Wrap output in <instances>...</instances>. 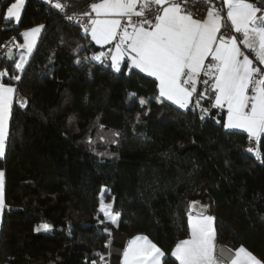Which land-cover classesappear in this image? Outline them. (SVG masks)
Segmentation results:
<instances>
[{
	"label": "trees",
	"instance_id": "trees-1",
	"mask_svg": "<svg viewBox=\"0 0 264 264\" xmlns=\"http://www.w3.org/2000/svg\"><path fill=\"white\" fill-rule=\"evenodd\" d=\"M14 1L0 0V12ZM54 1L64 10L25 0L19 24L0 15V45L43 25L20 81L10 79L18 75L15 57L0 60L9 74L2 81L18 89L15 99L28 101L21 108L14 99L0 158V264H101V256L120 264L137 234L161 248L166 264H178L171 251L189 234L193 200L208 206L219 243L243 246L264 264V136L257 158L245 148L246 133L225 130L215 108L202 120L166 100L156 103L154 78L126 63L117 73L105 59L92 60L101 50L66 19L99 0ZM256 6L264 10V0ZM141 98L149 103L142 107ZM96 135L103 155L90 144ZM103 186L120 213L116 225L99 212ZM42 224L50 230L35 231Z\"/></svg>",
	"mask_w": 264,
	"mask_h": 264
},
{
	"label": "snow or ice",
	"instance_id": "snow-or-ice-1",
	"mask_svg": "<svg viewBox=\"0 0 264 264\" xmlns=\"http://www.w3.org/2000/svg\"><path fill=\"white\" fill-rule=\"evenodd\" d=\"M186 2L99 0L90 4V12L81 14L76 20L79 22L84 17L88 18L82 27L85 33L90 32L92 41L97 45L114 43V49L93 55L92 60L103 62V59L110 58V67L117 73L122 71V62H126L129 71L138 69L153 77L158 82L156 103L168 100L181 109H188L194 94L195 107H200V100L206 95L210 99L214 95L212 107L227 110L224 129H239L247 133L249 140L256 142V148L249 147L247 151L261 158L259 144L264 136V68L255 66L244 50L254 54L258 63L264 65V10L249 0H220L222 7L213 5L208 8L206 18L196 19L183 7ZM24 6L25 0H15L7 7L6 14L0 12V15L9 22L14 20L19 24ZM53 6L64 10V5L59 2ZM68 19L71 21L73 17ZM42 28L43 25L21 34L24 43L17 47L26 49V53H21L15 63L18 72L25 70ZM222 28L225 32L238 35H232L225 42L218 38V34L224 35ZM209 58L211 63H206ZM76 62L80 63L79 60ZM8 75L6 70L0 72V77ZM201 76L207 79L201 81ZM10 79L20 81L21 76L13 75ZM198 83H203L205 91H198ZM17 91L9 84L0 83V158L6 155ZM131 97L134 98L135 94ZM15 103L25 108L28 101L21 98L15 99ZM147 103L146 99L139 100L142 107ZM201 112L203 120L208 109L201 108ZM105 191H101L99 212L105 220L116 225L120 213L113 211L111 203H103ZM193 205L189 206L190 209ZM5 206V172L0 170V213ZM213 221L214 217L203 212L195 216L189 213V238L176 243L171 251V257L178 264H217ZM49 230L48 224L35 229L37 232ZM164 257L165 253L155 243L146 236H137L123 250L121 264H166V260L162 259ZM231 264H261V261L240 247L235 251Z\"/></svg>",
	"mask_w": 264,
	"mask_h": 264
},
{
	"label": "built area",
	"instance_id": "built-area-1",
	"mask_svg": "<svg viewBox=\"0 0 264 264\" xmlns=\"http://www.w3.org/2000/svg\"><path fill=\"white\" fill-rule=\"evenodd\" d=\"M45 1H46V3H48L51 6H53L56 3L54 0H45ZM257 1L258 0H249V2L253 3L254 5H256ZM213 5H215L217 8H220L222 6L220 4V0H208V2H205V0H187V2L183 5V7H185V9L187 11L191 12L193 14L194 18L204 19L207 16L208 8L213 6ZM85 12H90V11L87 10V11H84L83 13H85ZM83 13L69 15L68 17H73V20H71V21L68 19V17H66V19L70 22L77 23L80 26H82L83 24L87 23L88 18L84 17L82 20H80L78 22L76 20V17H79ZM229 25H230V23H229ZM221 32L224 33V35L218 34V38L224 40L225 42H227L228 39L232 35H238V34H235L234 32H225V29H223V28L221 29ZM17 45H19V41L15 37H11L10 39L3 41L2 44L0 45V60L3 59L4 57H7L8 53L10 51H14L16 48H18ZM105 52L107 53L108 50ZM248 54L253 59V63L255 66L264 68L262 65H260L257 62L254 54H250L249 52H248ZM94 55H96V54H94ZM203 79H207V77L201 76L200 80L202 81ZM197 87H198V91H201V92L205 91V86L203 85V83H198ZM17 99H21V97L18 96ZM195 103H196V96L194 94V97H193L192 101L190 102V106L188 109L192 113L201 116L203 114L201 112V108L209 109L210 107H212V104L214 103V95L211 97V99L208 97V95H206L203 99H201L200 100V107H195ZM215 110H216V115H220L221 113H223V109L215 108ZM207 116L210 117L209 110H208ZM212 120H215V116L212 117ZM244 143H245L246 149H248L249 147H253L254 149L256 148V142L250 141L248 136H247V133L244 136ZM259 151H260V149H259ZM260 154H261V152H260ZM226 248H227L226 246H224L223 244L220 243V244H218V246L215 250V253H214L215 258L218 261H220L222 264H229V262L231 261V259L234 256V253L227 250L228 248L227 249Z\"/></svg>",
	"mask_w": 264,
	"mask_h": 264
},
{
	"label": "crops",
	"instance_id": "crops-1",
	"mask_svg": "<svg viewBox=\"0 0 264 264\" xmlns=\"http://www.w3.org/2000/svg\"><path fill=\"white\" fill-rule=\"evenodd\" d=\"M15 2V1H14ZM97 2H99V1H97ZM256 6V5H255ZM222 7V6H221ZM90 11V10H89ZM225 15H226V13H225ZM258 15H259V13H258ZM92 16L94 17L95 16V14L94 13H92ZM206 18V17H205ZM15 22V21H14ZM230 23V22H229ZM39 26H41L40 24H38V25H35V26H33V27H31V28H27V29H24V30H22V32H21V34L24 32V31H26V30H30V29H32V28H35V27H39ZM41 32V31H40ZM89 34V36H90V39H91V35H90V32L88 33ZM39 35H40V33H39ZM39 35H38V37H39ZM38 37L36 38V43H37V40H38ZM92 40V39H91ZM93 43H94V45L97 47V48H99L101 51L100 52H105V51H109V49L110 48H113L114 49V43L113 44H108V45H103V46H101V45H97L94 41H92ZM24 43V38H23V36L21 35V40L19 41V45H22ZM245 51V53L246 54H248V50H244ZM14 53H15V55H14V57H15V63L16 62H18L19 61V58H20V55H21V53H26V49H24V48H17L15 51H14ZM29 58V57H28ZM249 58L250 59H252L250 56H249ZM253 60V59H252ZM105 61H107L109 64H110V58H108V59H105ZM258 62V61H257ZM123 63H126V62H122V64ZM209 63H211V59L209 58ZM121 64V65H122ZM126 65L128 66V63H126ZM263 67H264V65H262ZM129 68V67H128ZM16 70V69H15ZM138 70V69H137ZM2 71H4L3 69L2 70H0V72H2ZM16 72L18 73V75H19V73H21V72H18L17 70H16ZM153 78V77H152ZM5 83V82H4ZM158 83V82H157ZM5 84H8V83H5ZM9 84H11L13 87H14V85L12 84V83H9ZM166 101H168V100H166ZM168 102H170V103H172L171 101H168ZM173 104V103H172ZM174 105V104H173ZM175 106H177V105H175ZM178 107V106H177ZM181 109V108H180ZM182 110H188V109H182ZM223 114H224V116H223V122L226 120V117H227V110H226V108L225 109H223ZM239 130V129H238ZM240 131H242V130H240ZM193 202H197V203H195L194 205H193ZM190 205H193L192 207H191V209H190V207H189V210H188V215H189V213L191 212V214L193 215V216H195L197 213H200V212H203L204 214H206V215H211L212 217H214L213 215H212V213L210 212V210H209V208H208V206L205 204V203H203V202H200V201H197V200H193V201H191V203H190ZM213 226H214V221H213ZM188 228H189V225H188ZM214 228H215V226H214ZM189 235H190V233L188 234V236L186 237V238H184V239H188L189 238ZM137 236H145V235H143V234H137V235H135V236H133L132 238H130L129 240H128V242L130 241V240H132L133 238H135V237H137ZM147 237V236H146ZM148 238V237H147ZM149 239V238H148ZM184 239H181V240H184ZM150 240V239H149ZM181 240H179V241H181ZM152 241V240H151ZM178 241V242H179ZM128 242L126 243V245H125V247H124V249L127 247V245H128ZM153 242V241H152ZM177 242V243H178ZM154 243V242H153ZM215 243H216V247H215V250H216V248H217V246H218V244H220L218 241H217V239H216V241H215ZM176 245V244H175ZM158 246V245H157ZM175 247V246H174ZM240 247H243V246H240ZM240 247H237L236 249H233V250H231V251H233V253H234V256H233V258L231 259V261L235 258V251L237 250V249H239ZM245 248V247H244ZM123 249V250H124ZM229 249V248H228ZM246 249V248H245ZM215 250H214V253H215ZM248 252H250L248 249H246ZM122 253H123V251H122ZM251 253V252H250ZM252 254V253H251ZM253 255V254H252ZM214 257H215V254H214ZM256 257V256H255ZM257 258V257H256ZM163 259V258H162ZM258 259V258H257ZM217 260V259H216ZM259 260V259H258ZM231 261L229 262V264H231ZM121 262H122V255H121V259H120V264H121ZM178 262V261H177ZM217 264H222L220 261H218L217 260ZM261 264H263L262 262H261Z\"/></svg>",
	"mask_w": 264,
	"mask_h": 264
},
{
	"label": "rangeland",
	"instance_id": "rangeland-1",
	"mask_svg": "<svg viewBox=\"0 0 264 264\" xmlns=\"http://www.w3.org/2000/svg\"><path fill=\"white\" fill-rule=\"evenodd\" d=\"M13 3H14V2H13ZM6 11H7V10H6ZM0 83H4V82L2 81V77H0ZM8 84H9V83H8ZM9 85H11V84H9ZM11 86H12V85H11ZM235 130H238V129H235ZM101 141H102V138H101V137L98 138V136L96 135V136L93 138V140L90 142L91 146L93 147V152H95L97 155H103V154H104L103 151H104L105 149H103L102 147H97V146H96V145H97L98 143H100ZM96 143H97V144H96ZM0 170H1V169H0ZM102 189H105V190L107 191V188H106L105 186H103ZM106 191H105V193H106ZM103 203H105V204L110 203V198L107 197V195L105 196V194H104V196H103ZM100 204H101V199H100ZM2 213H3V212H2ZM2 213H0V223H1ZM101 264H107L105 258H104L103 260H101Z\"/></svg>",
	"mask_w": 264,
	"mask_h": 264
},
{
	"label": "water",
	"instance_id": "water-1",
	"mask_svg": "<svg viewBox=\"0 0 264 264\" xmlns=\"http://www.w3.org/2000/svg\"><path fill=\"white\" fill-rule=\"evenodd\" d=\"M14 55H15L14 51H10V52L8 53V55H7V58L10 59V60H12V59L14 58ZM247 152H248V151H247ZM248 153H250V152H248Z\"/></svg>",
	"mask_w": 264,
	"mask_h": 264
},
{
	"label": "bare ground",
	"instance_id": "bare-ground-1",
	"mask_svg": "<svg viewBox=\"0 0 264 264\" xmlns=\"http://www.w3.org/2000/svg\"><path fill=\"white\" fill-rule=\"evenodd\" d=\"M70 22V21H69ZM18 98V97H17ZM227 249V248H226ZM227 250H229V251H231L230 249H227ZM231 252H233V251H231Z\"/></svg>",
	"mask_w": 264,
	"mask_h": 264
}]
</instances>
